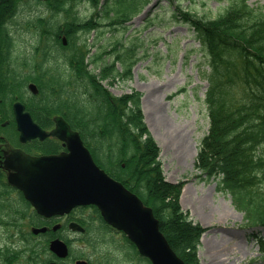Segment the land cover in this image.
Wrapping results in <instances>:
<instances>
[{"label": "trees", "instance_id": "1", "mask_svg": "<svg viewBox=\"0 0 264 264\" xmlns=\"http://www.w3.org/2000/svg\"><path fill=\"white\" fill-rule=\"evenodd\" d=\"M31 1L46 10L35 16L41 37L36 53L43 49V63L34 65L35 75H30V81L37 82L41 93L47 95L43 109L63 115L80 132L96 162L153 209L161 231L186 264H200L198 247L207 229L182 210L183 184L165 180L161 149L145 123L142 94L115 96L101 83L128 78L135 64L128 54H134L136 48H129L127 56H117L116 61L128 67L124 74L117 72L116 61L100 67L99 75L89 69L90 63L96 65L103 58L99 54L94 60L87 44V37L100 27L97 17L110 26L127 25L152 0H88L95 10L88 19L77 14L80 0H0V31L7 32L8 39L6 54L0 47V125L12 118L8 108L16 95L23 97L20 90L28 82L14 80V71L21 73L23 63L15 58L19 47L11 29L14 17L21 16ZM178 5L173 10L177 21L194 32L210 67L202 72L209 83L206 104L210 128L195 166L206 180L218 181L219 192L231 196L233 206L244 214L246 227L264 229V6L228 0L215 17H202L191 7ZM63 37L67 38L66 46ZM10 66L15 68L13 75L8 71ZM35 70L47 71L45 82ZM6 188L0 182V192L5 193ZM23 202L21 208L9 212L0 204V224L5 225L4 215L13 220L28 215ZM9 237L7 230L3 238ZM256 237L264 257V236ZM125 242L128 259L150 264L127 238ZM8 254L5 262L11 263L18 253Z\"/></svg>", "mask_w": 264, "mask_h": 264}, {"label": "rangeland", "instance_id": "2", "mask_svg": "<svg viewBox=\"0 0 264 264\" xmlns=\"http://www.w3.org/2000/svg\"><path fill=\"white\" fill-rule=\"evenodd\" d=\"M227 1L152 0L127 25L110 26L97 17L100 27L87 37V44L90 55H95L94 60L97 55H103L96 63L99 67L116 61L118 55L127 56L129 48H136L134 54H128L135 63L130 76L117 78L114 82L103 81V84L115 96L133 92L142 94L144 119L161 149L165 180L172 184H183L180 196L182 210L193 222L207 229L198 248L200 264H220L219 261L223 259L226 260L224 264H234V259L237 260L236 264H264L261 246L255 239L258 234L264 236V229L246 227L244 214L235 209L231 196L219 192L218 181L206 180L205 174L195 166L210 128L206 104L208 83L202 76V72L210 67L201 42L188 25L177 21L173 13L179 3L182 8L191 7L198 16L215 17L227 5ZM248 1L254 7L264 6V0ZM45 11L43 5L32 1L26 4L13 33L18 47L21 46L24 52L29 49L34 63L41 57V54L36 53L38 57L33 55L41 44L35 16ZM94 13L88 0L79 1L78 16L88 19ZM45 16L49 14L46 12ZM62 16L63 20L65 15ZM96 65L90 63L89 66L99 75ZM115 66L117 72L122 74L128 68H124L120 61H116ZM18 227L21 233L30 229H25V221ZM10 233L12 237L18 234L16 228ZM110 233L105 234L96 225L86 236L92 244L77 243L76 250L92 264H147L128 259L125 255V237L114 231ZM5 241L18 245L17 239L6 238ZM219 245L236 247L242 253L236 252L228 258L227 247L218 248ZM20 258L17 257L14 264H29Z\"/></svg>", "mask_w": 264, "mask_h": 264}, {"label": "water", "instance_id": "3", "mask_svg": "<svg viewBox=\"0 0 264 264\" xmlns=\"http://www.w3.org/2000/svg\"><path fill=\"white\" fill-rule=\"evenodd\" d=\"M29 89L38 93L34 84ZM25 109L21 102L13 106L21 142L53 136L63 141L68 149L60 155L43 157L14 150L5 161L6 168L14 171L9 183L23 191L40 215H64L75 207L94 205L104 221L123 232L151 264H186L160 230L153 209L100 168L80 134L63 117H56L55 129L46 133ZM72 227L82 231L80 226ZM44 231L34 230L35 233ZM50 249L59 257L68 254L67 245L60 240L52 242Z\"/></svg>", "mask_w": 264, "mask_h": 264}, {"label": "flooded vegetation", "instance_id": "4", "mask_svg": "<svg viewBox=\"0 0 264 264\" xmlns=\"http://www.w3.org/2000/svg\"><path fill=\"white\" fill-rule=\"evenodd\" d=\"M11 31L14 33V29L12 27ZM12 38L15 41L14 34L11 35ZM8 44L7 39V32H1L0 31V47L3 48V54L7 53L6 48ZM27 49V48H26ZM19 56H16V53H14L15 58H19L21 63H23L21 73H18L14 71V80L18 83V81H25L28 80L26 83V87L22 88L20 91L22 93V98L19 96L14 97L16 101H21L24 103L26 111L29 112L34 121L39 124L44 131L47 133H50L52 130L55 129V117L59 114H49L45 109V106L47 105L45 102V94H42L41 92L38 94H32L28 90V85H30L32 82L35 83L38 87L39 84L34 81H30V75H35L33 70H31V57H30V51L27 49L25 52L21 46H19V50L17 51ZM13 56V54H12ZM43 63V60H39L36 65H41ZM34 69V68H33ZM15 70L14 67H8V71L12 72ZM33 72V73H32ZM39 74V76L42 77V81L45 82L47 71L46 70H35ZM33 75V76H34ZM16 101H13L11 106L8 108V111L10 113V116L12 118L10 120L4 121L0 125V180H2L4 183H7V170L4 167L5 159L7 158V155L11 153L13 150H21L27 155L34 156V157H41V156H48V155H59L61 153L67 152V148L64 146L63 142L60 141L56 137L49 136L43 140L40 138L32 139L26 143H20L19 141V131L18 127L14 120V114H13V105ZM32 109V110H31ZM14 122L11 123V122ZM42 121V122H41ZM73 128V127H72ZM74 130H77L73 128ZM78 131V130H77ZM15 141L13 144L9 141ZM6 153H8L6 155ZM14 193H11L7 199L9 201H14L17 197H21L23 199V194L18 189H10ZM30 213L35 215L38 218L39 223L42 222L45 227H48V231L43 234L37 236L40 241L46 244H50L51 241L60 239L64 241L68 246V254L66 257H58L56 254L51 253L50 251H46L45 254H42L41 261L39 264H77L80 260L86 261V264H92L89 259H84V256L76 250V244L79 243L80 240L84 239V241L87 240L85 237L88 233L89 223L81 221V218L85 217V214H88L89 211L88 208H82V207H76L70 211L69 214L63 215V216H57L52 217L49 219H44L42 217H39L36 215L34 208H32V205L28 202L26 203ZM92 211L95 209L92 208ZM95 212V211H94ZM89 218L91 220L97 218V215L92 213L88 214ZM41 224V223H40ZM73 224H81L86 230L85 233L80 234L77 229H73ZM42 225V224H41ZM33 228V227H32ZM55 228V229H54ZM41 242V243H42Z\"/></svg>", "mask_w": 264, "mask_h": 264}, {"label": "bare ground", "instance_id": "5", "mask_svg": "<svg viewBox=\"0 0 264 264\" xmlns=\"http://www.w3.org/2000/svg\"><path fill=\"white\" fill-rule=\"evenodd\" d=\"M19 17H20V16H17V17H14V19H13V29H14V30L18 27V22H17V21H18ZM10 23H11V20H10ZM16 96H18V95H16ZM16 96H15V97H16ZM21 103H23V102H21ZM23 104H24V103H23ZM109 176H111L112 178H114L111 174H109ZM205 233H206V232H205ZM205 233H204V234H205ZM204 234H203V235H204ZM203 235H202V236H203ZM220 246L223 247V249H226V247H227L226 245H219V246H217V247L220 248ZM217 247H216V248H217ZM237 249H238V248H236V247H227V250H228V252H229V255H228L227 257L229 258L230 255H235L236 252H238L239 254H241L242 252L237 251ZM231 253H232V254H231ZM233 253H234V254H233ZM223 255H224V254H223ZM223 255H222V256H223ZM215 259H216V258H215ZM213 261H214V263H215V260H213ZM239 261H240V259L238 260V262H239ZM233 262H234V264H236L237 260L235 261V259H234ZM219 263H220V264H224V263H226V260L223 259V261H219Z\"/></svg>", "mask_w": 264, "mask_h": 264}]
</instances>
